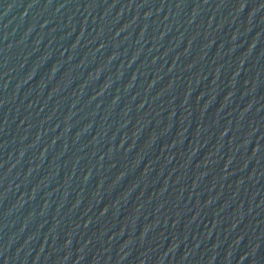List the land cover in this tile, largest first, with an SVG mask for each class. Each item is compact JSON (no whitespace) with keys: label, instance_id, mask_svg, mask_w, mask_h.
Masks as SVG:
<instances>
[{"label":"water","instance_id":"95a60500","mask_svg":"<svg viewBox=\"0 0 264 264\" xmlns=\"http://www.w3.org/2000/svg\"><path fill=\"white\" fill-rule=\"evenodd\" d=\"M0 264H264V0H0Z\"/></svg>","mask_w":264,"mask_h":264}]
</instances>
